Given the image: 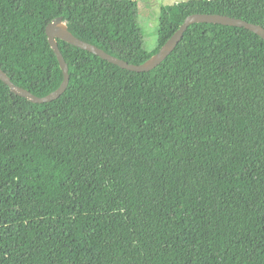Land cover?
<instances>
[{
	"label": "trees",
	"instance_id": "trees-1",
	"mask_svg": "<svg viewBox=\"0 0 264 264\" xmlns=\"http://www.w3.org/2000/svg\"><path fill=\"white\" fill-rule=\"evenodd\" d=\"M193 13L264 26V0H0V67L37 96L63 71L46 26L133 64ZM66 91L34 103L0 79V264H264V39L195 23L135 72L59 40Z\"/></svg>",
	"mask_w": 264,
	"mask_h": 264
},
{
	"label": "water",
	"instance_id": "water-1",
	"mask_svg": "<svg viewBox=\"0 0 264 264\" xmlns=\"http://www.w3.org/2000/svg\"><path fill=\"white\" fill-rule=\"evenodd\" d=\"M195 23H215L228 26L243 27L245 29L253 31L264 39V26L260 24L218 13H193L185 18L181 26L175 31V33L167 40V42L160 48L157 53L152 55V57H150L142 64H133L108 53L107 51L93 43L79 38L69 29L68 23L66 20H64L63 16H58L50 23H48V25L46 26V33L50 46L55 52L60 67L63 71L64 78L59 88L46 96H37L30 90L16 84L11 79L10 75L6 73L1 67L0 79L9 86L12 93L22 96L31 102H51L60 97L66 91L70 82L69 65L59 47V40L66 41L74 46L94 53L105 59L106 61L111 62L123 69L135 72H148L159 66L173 52V50L182 40L183 35L188 27Z\"/></svg>",
	"mask_w": 264,
	"mask_h": 264
},
{
	"label": "rangeland",
	"instance_id": "rangeland-1",
	"mask_svg": "<svg viewBox=\"0 0 264 264\" xmlns=\"http://www.w3.org/2000/svg\"><path fill=\"white\" fill-rule=\"evenodd\" d=\"M138 21L144 30V43L152 50L157 45L156 27L159 20V10L162 5H173L186 0H137Z\"/></svg>",
	"mask_w": 264,
	"mask_h": 264
}]
</instances>
